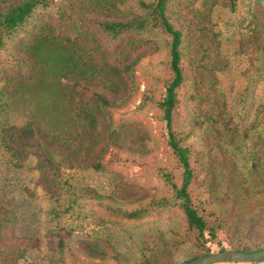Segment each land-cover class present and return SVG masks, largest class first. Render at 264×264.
<instances>
[{
    "label": "rangeland",
    "instance_id": "rangeland-1",
    "mask_svg": "<svg viewBox=\"0 0 264 264\" xmlns=\"http://www.w3.org/2000/svg\"><path fill=\"white\" fill-rule=\"evenodd\" d=\"M94 1L98 0H49L53 9L38 10L28 30L53 25L59 19L58 8L69 11L70 7L94 6ZM258 5L264 6V0H177L169 7V18L176 26L193 19L207 28L205 33L194 31L185 37L184 81L178 90L172 130L189 149L193 207L215 232L225 228L231 234L228 242L241 238L240 233H232L240 217L246 219L264 208V183L257 185L258 174H264V66L258 52L264 40L255 38L251 22L252 8ZM119 8L122 13L144 15L136 0ZM75 20L64 21L73 26L69 34L78 54L104 52L118 44L99 25ZM142 36L156 41L160 49L135 67L126 91L112 108L78 87L79 75L62 80L69 85L72 98L56 85L33 82L6 91L9 81L0 82V205L15 214L6 235L32 241L27 259L19 264H146L152 257L151 241L159 234L180 242L179 248L171 250L175 264L220 251L216 240L189 227L181 201L175 197L182 187L184 167L169 144L160 107L173 79L172 38L158 29L143 31ZM203 41L206 55L200 46ZM29 42L32 37L24 33L13 45ZM12 61L0 57L8 75L16 76L23 69L18 70ZM24 72L30 74L27 68ZM82 109L93 113L95 127L104 137L105 153L99 158L104 169L67 166L61 170L62 179L107 196L120 188H134L146 196L145 205L165 198L170 202L167 208L141 220L117 216L93 200L72 209L68 197L52 198L38 181L41 171L36 156L25 153L18 159L9 150L11 142L4 129L34 125L50 135L68 129L76 133L82 127ZM130 148L143 153L129 156ZM69 234L81 248L97 245L99 253L89 257L66 243L62 249L60 242ZM228 242L226 248L231 246Z\"/></svg>",
    "mask_w": 264,
    "mask_h": 264
},
{
    "label": "trees",
    "instance_id": "trees-1",
    "mask_svg": "<svg viewBox=\"0 0 264 264\" xmlns=\"http://www.w3.org/2000/svg\"><path fill=\"white\" fill-rule=\"evenodd\" d=\"M128 1L98 0L93 2L94 6L86 4L79 8L70 7L69 11L58 8L59 19L53 25L42 24L34 30H28L38 10L43 7L53 9L51 2L49 0H0V57L13 59L12 63L18 67V70L23 69L16 72L14 74L16 76H10L0 63V82L3 79L9 81L6 91L31 85L33 82L56 85L72 98L69 85L64 84L62 80L68 79L71 75H79L78 87L91 93L106 108H112L121 93L126 91L135 67L143 59L154 55L160 49L156 41L142 36V32L158 29L169 34L172 38L173 79L160 107L163 109L169 130V144L184 167L182 187L175 197L181 201L180 205L189 227L199 231L201 235L207 234L212 240H216L220 251L235 249L250 253L264 250V208L246 219L239 218V223L234 225L232 233H240L241 238L232 242H228L231 234L225 228L220 232H215L197 213L189 194L193 181L189 149L181 145L172 130L178 104V90L184 81L182 48L185 37L194 31H206V26H202L201 22L193 19H185L182 25L176 26L169 18V7L177 0H154L152 2L136 0L144 11L143 16L132 11L122 13L119 5L125 6ZM228 1L231 3L232 0ZM232 5L235 6L234 3ZM74 17H76L75 21L99 25L107 35L118 39V44L114 48L106 47L104 52L93 50L87 54H78L75 52L76 44L69 34V29L73 26L71 22L64 21L65 18L70 21ZM195 17H199V14ZM251 22L254 25L255 38L260 37L264 40V6L258 5L252 8ZM24 33L32 37V42L22 43L19 46L13 45L16 38ZM94 44L98 43L94 42ZM200 46L203 54L206 55L205 41L201 42ZM258 52L264 66V43L260 45ZM85 57L86 60H84ZM26 68L30 72L29 75L24 72ZM92 114L90 111L86 113L85 109L81 110L79 119L82 127L76 133L68 129L63 134L50 135L34 125H14L3 131L6 133V138H10L9 150L18 159H22L25 153H32L39 159L38 169L41 173L38 181L52 198L61 200L63 197H68L72 209H79L82 201L93 200L105 205L106 209L118 214L117 216L129 220H141L152 213L159 214L169 206L168 199L154 200L145 205L146 203L143 202L146 196L134 188H120L114 190L113 195L107 196L73 186L62 179L61 170L67 166L70 169L91 168L97 171L104 169L99 159L105 153L102 148L104 137L96 129V119ZM117 133L120 135L119 132ZM113 134L112 132L109 135L112 141ZM124 142L128 140L126 141L125 138ZM142 153L141 149L130 148L129 156ZM262 183H264V174L260 171L257 176V185L260 186ZM108 201L109 204H106ZM135 205L137 207L133 210L125 208ZM14 215V211L9 207L0 205V264H19L20 261L27 259L32 249V241L28 238H10L6 235L9 224L15 221ZM226 242L231 245L229 248L224 246ZM65 243L71 249L74 246L89 257H94L96 253H99L96 252L97 245L87 244L81 248L73 240L71 234L63 237L60 242L62 249ZM150 245L148 251L152 253V257L146 260V264H175L176 260L171 250L179 248L180 242L174 238L166 239L164 235L159 234ZM208 254L210 253L206 255ZM200 257L202 255L192 257L181 264Z\"/></svg>",
    "mask_w": 264,
    "mask_h": 264
},
{
    "label": "water",
    "instance_id": "water-1",
    "mask_svg": "<svg viewBox=\"0 0 264 264\" xmlns=\"http://www.w3.org/2000/svg\"><path fill=\"white\" fill-rule=\"evenodd\" d=\"M258 262H264V250L247 253L228 249L210 253L186 264H254Z\"/></svg>",
    "mask_w": 264,
    "mask_h": 264
}]
</instances>
